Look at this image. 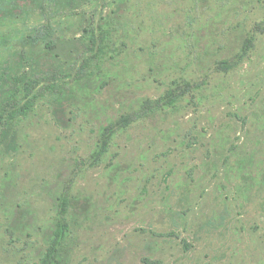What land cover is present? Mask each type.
Masks as SVG:
<instances>
[{"label": "rangeland", "instance_id": "rangeland-1", "mask_svg": "<svg viewBox=\"0 0 264 264\" xmlns=\"http://www.w3.org/2000/svg\"><path fill=\"white\" fill-rule=\"evenodd\" d=\"M0 264H264V0H0Z\"/></svg>", "mask_w": 264, "mask_h": 264}, {"label": "trees", "instance_id": "trees-1", "mask_svg": "<svg viewBox=\"0 0 264 264\" xmlns=\"http://www.w3.org/2000/svg\"><path fill=\"white\" fill-rule=\"evenodd\" d=\"M252 44H253L252 41H250L248 43V47L250 48L252 46ZM21 112L23 114H26V109L21 110ZM108 132H109V129L106 130V133H105L104 138L102 140V147H101L100 155H103L109 149V144H110V140H111L112 134H107Z\"/></svg>", "mask_w": 264, "mask_h": 264}]
</instances>
